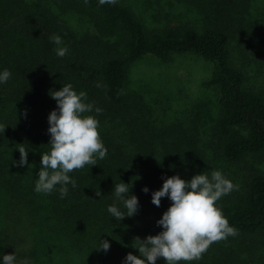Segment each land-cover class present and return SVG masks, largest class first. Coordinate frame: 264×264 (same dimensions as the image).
<instances>
[{"label": "trees", "instance_id": "1", "mask_svg": "<svg viewBox=\"0 0 264 264\" xmlns=\"http://www.w3.org/2000/svg\"><path fill=\"white\" fill-rule=\"evenodd\" d=\"M57 1L85 16L91 30L68 33L40 0H0V72L12 73L0 84V124L7 126L0 132V264L3 255L14 253L17 264L25 259L29 264H124L128 253L140 255L136 237L163 230L157 221L172 202L164 197L157 207L152 193L167 177L190 180L197 159L186 130L159 129L135 100L141 98L128 91L129 65L146 56L166 60L183 53L207 61L210 71L202 85L216 93L210 134L214 157L225 164L246 156L264 162V94L246 85L232 58L236 49L251 60L247 65L264 72V9L256 7L257 0ZM57 34L63 45L50 40ZM63 46L69 51L59 57L54 49ZM69 83L93 103L88 114L99 120L108 152L97 165L70 173L76 187L68 184L61 198L59 185L45 194L35 191V183L41 154L50 150L48 116L57 109L50 92ZM96 107L102 112L97 114ZM21 146L28 151L24 166L14 163ZM121 181L132 184L139 209L118 221L107 209L116 205L127 213L113 191ZM217 204L238 230L229 237L252 244L264 232V172L243 176L238 190ZM102 240L110 243L107 252L97 250ZM253 256L247 251L243 257L219 241L201 259L179 264H250Z\"/></svg>", "mask_w": 264, "mask_h": 264}, {"label": "clouds", "instance_id": "2", "mask_svg": "<svg viewBox=\"0 0 264 264\" xmlns=\"http://www.w3.org/2000/svg\"><path fill=\"white\" fill-rule=\"evenodd\" d=\"M116 3L117 0H99V5ZM50 40L58 46L64 43L58 34L51 36ZM54 50L59 57H64L69 51L67 46ZM11 75L8 69L0 72V84L7 83ZM50 96L57 102V109L48 116L50 150L41 154L35 191L50 194L59 185L60 197L64 198L69 191L68 184L76 187V180L70 173L86 165H97V160L105 159L108 150L101 139L99 120L88 114L92 113L94 105L87 102L86 92L75 91L69 83L60 90L51 91ZM95 112L99 114L102 109L96 107ZM6 127L0 124V132L4 133ZM18 151L20 159L14 163L27 165L28 151L23 146ZM131 187L132 184L123 181L114 185L115 197L127 210L125 214L116 205L108 207L107 211L118 221L133 217L138 212L139 201L137 196L130 194ZM234 190H238V185L219 170L212 171L210 175L206 172L193 175L190 180L182 179L179 175L165 178L162 188L152 193V203L157 207L161 206L164 197L172 202L157 221L163 230L145 239L136 237L134 248L139 250L140 255L128 253L124 264H156L160 258L166 264L196 261L213 243L238 235V230L230 225L222 207L217 204ZM142 191L147 193L149 189L144 187ZM96 195L101 196V192H96ZM100 249L107 252L110 243L100 241L97 250ZM3 264H17L15 253L3 255ZM19 264H29V261L25 259Z\"/></svg>", "mask_w": 264, "mask_h": 264}, {"label": "rangeland", "instance_id": "3", "mask_svg": "<svg viewBox=\"0 0 264 264\" xmlns=\"http://www.w3.org/2000/svg\"><path fill=\"white\" fill-rule=\"evenodd\" d=\"M40 1L51 9L68 33L91 30L85 16L71 7L57 0ZM256 7L264 9V0H257ZM232 58L243 70L246 85L264 94V72H259L256 64L247 65L251 60L243 59L236 49ZM209 71L207 61L189 53L172 54L166 60L146 56L129 65L127 89L141 98L135 100L144 104L150 120L159 129L175 126L177 132L186 130L196 145L191 148V153L197 154L194 174L206 172L210 175L212 171L219 170L239 185L243 176L264 172V162L258 157L246 156L234 164H225L218 156L214 157L210 134L211 120L216 111V93L202 85ZM142 112L145 113L143 109ZM223 242L239 250L243 257L251 251L254 256L250 264H264V232L259 233L252 244L241 237H228Z\"/></svg>", "mask_w": 264, "mask_h": 264}]
</instances>
